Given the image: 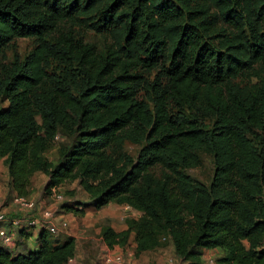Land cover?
<instances>
[{
    "label": "trees",
    "instance_id": "trees-1",
    "mask_svg": "<svg viewBox=\"0 0 264 264\" xmlns=\"http://www.w3.org/2000/svg\"><path fill=\"white\" fill-rule=\"evenodd\" d=\"M18 38L33 49L5 59ZM257 68L264 0H0V160L11 188L28 196L40 171L48 193L77 178L94 207L116 200L140 212L122 231L103 228L110 248L134 234L137 256L172 244L182 262L220 248L219 264H264ZM60 135L69 143L51 162ZM127 142L143 144L136 158ZM202 153L210 183L188 173ZM50 234L41 229L27 252L0 242V264H68L75 239Z\"/></svg>",
    "mask_w": 264,
    "mask_h": 264
},
{
    "label": "rangeland",
    "instance_id": "rangeland-1",
    "mask_svg": "<svg viewBox=\"0 0 264 264\" xmlns=\"http://www.w3.org/2000/svg\"><path fill=\"white\" fill-rule=\"evenodd\" d=\"M87 39L95 40L100 44V36H95L93 33L89 34ZM34 40L31 38H18L13 44L5 51L4 58L12 60L16 55L25 57L34 47ZM257 75H252L250 79H255L257 76L264 75V71L257 68ZM246 82H249V77H246ZM69 143V139L61 135L56 137L52 143L51 148L46 152V156L51 162H57L60 158L63 146ZM143 144H134L127 142L126 150L136 158ZM202 162L200 166L191 168L188 173L196 179L210 183L213 176L214 165L212 157L206 153H202ZM48 177L43 172H36L31 177L30 193L28 196L33 198L37 203L44 208L45 206H53L56 214L62 211L68 213L66 216L73 221L72 226L68 227L66 231L51 235L53 244L62 243L68 237L75 239L76 247V262L75 264H105L103 257L104 254L110 249L105 243L102 230L106 226H111L116 231H122L128 227V219L138 218L141 213L133 210L131 207L120 203L116 200L110 201L108 204L101 208L94 207L91 204V197L81 186L79 179L72 178L64 181L58 186V191L63 195L62 202H56L54 195L46 192L45 186ZM17 194L12 190L8 168L4 160H0V203H2L8 215H16L12 201ZM65 202L74 204L75 206H82L83 212L78 210H67L61 207ZM87 204V205H84ZM74 209V208H73ZM30 235L23 240L17 236L18 239L14 241L10 247L14 253L27 252L35 249L37 229L31 228ZM126 245H116L119 250H133L135 253V237L132 234L127 241ZM223 255L220 248L205 249L203 256L200 258V263L192 260L182 262L181 258L176 254L172 244L166 247L146 251L141 255H135L132 259L128 260V264H219L218 257Z\"/></svg>",
    "mask_w": 264,
    "mask_h": 264
},
{
    "label": "built area",
    "instance_id": "built-area-1",
    "mask_svg": "<svg viewBox=\"0 0 264 264\" xmlns=\"http://www.w3.org/2000/svg\"><path fill=\"white\" fill-rule=\"evenodd\" d=\"M52 195L56 202H62L64 197L59 193L58 187L53 188ZM16 215L10 218L4 205L0 203V242L4 245H13L16 236L21 229L28 231L35 228L38 231L47 229L51 234L66 231L72 225L62 211L56 214L53 206L42 208L37 201L30 196L16 195L12 201ZM110 248V247H109ZM110 248L103 257L105 264H128V260L135 256L133 250ZM76 257L69 259L68 264H75Z\"/></svg>",
    "mask_w": 264,
    "mask_h": 264
},
{
    "label": "crops",
    "instance_id": "crops-1",
    "mask_svg": "<svg viewBox=\"0 0 264 264\" xmlns=\"http://www.w3.org/2000/svg\"><path fill=\"white\" fill-rule=\"evenodd\" d=\"M65 215H67V214H65ZM72 224H73V221H72ZM71 226H72V225H71ZM28 232H30V230H28ZM38 232H39V231L37 230V233H38ZM17 236H18V235H17ZM17 236H16V238L18 239ZM24 238H25V237H22L21 240H23ZM17 239H16V240H17ZM115 249H117V248H115Z\"/></svg>",
    "mask_w": 264,
    "mask_h": 264
}]
</instances>
